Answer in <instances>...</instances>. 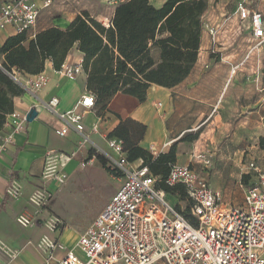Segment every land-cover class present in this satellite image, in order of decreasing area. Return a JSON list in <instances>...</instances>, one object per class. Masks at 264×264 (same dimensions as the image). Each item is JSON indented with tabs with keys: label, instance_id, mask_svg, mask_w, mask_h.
I'll list each match as a JSON object with an SVG mask.
<instances>
[{
	"label": "crops",
	"instance_id": "crops-1",
	"mask_svg": "<svg viewBox=\"0 0 264 264\" xmlns=\"http://www.w3.org/2000/svg\"><path fill=\"white\" fill-rule=\"evenodd\" d=\"M125 1L127 0L113 2L84 0L86 3L81 4L80 0H53L49 6L43 7L42 0H35V4L40 7L39 16L35 27L26 32L27 37L30 39L37 32L52 26L66 28L82 11H87L91 17L105 25L112 19L116 6ZM165 1L149 0L155 7L162 6ZM207 1L208 6L203 16L214 19L222 13L233 12L239 0ZM251 4L264 13V0H253ZM14 34L16 32L11 25L0 29V45L6 37ZM209 42V36L202 31L197 60L188 76L178 85L166 88L151 84L144 101L118 92L102 114H97L94 107L88 109L83 117V133L89 141L63 167L64 172L70 176L69 180L77 178L74 175L75 169L81 160L95 159L94 155L88 158L90 149H94L105 158H117V154L107 144L108 139L115 137L109 138L107 135L120 121L128 118L147 127L139 144L154 156L168 152L174 145L175 163L182 165L192 163L198 171L209 178L212 167L203 169L192 158L198 152L211 154L214 157L213 164L224 157H241L239 163L242 157H247L245 160L251 157H264V151L256 150L253 137L255 115L250 110L253 104L250 100L243 105L238 104V99L253 98L256 90L262 92L264 87L256 89L252 69L247 72L242 69L230 78V65L240 59L243 45H236V50L227 53L220 61L213 60L208 55ZM150 54L155 62L159 61L158 48H152ZM82 60L83 53L77 48V44L73 45L62 64L79 67L80 70L73 79H69L60 69H55L52 61L47 59L41 71L46 76V81L34 90H30L28 86L37 74L18 73L19 81L27 88L23 94L13 98V112L7 115L6 123L0 130V264H44L46 253L37 246L44 238L57 240L72 251L79 249L76 243L85 228L80 232L73 227L69 228L70 226H64L56 231L49 230L43 223L47 216L44 212L39 216L33 214L35 208L29 203L28 196L38 186H48V190L55 191V195L58 193L59 185H56L55 181L48 183L49 181L43 177L45 155L49 150L69 153L75 150L77 141L81 138L72 127H69L65 136L57 135L55 130L64 124V120L58 114L72 109L81 95L88 91L87 73L82 67ZM205 64L209 67L205 68ZM52 97L58 98L54 111L41 106L42 102H48ZM228 106L235 110L240 108L242 112L246 108L248 114L231 128L230 134L227 133ZM32 109L37 112L32 120H26L17 129L11 126V123L16 125L17 121L14 113L26 115ZM93 128H96V131H93ZM11 131L12 139L5 142V135ZM187 135L197 137L193 140H182ZM141 162L142 160L138 159L130 164L136 166ZM246 170V162H241L240 175L247 173ZM213 176L215 180L211 188L219 191V179L222 174L217 167L214 168ZM12 180L22 187L18 198L6 194V187ZM173 196L175 205H179L183 210L187 205V199L183 201ZM180 202L184 204L181 205ZM22 212L33 215L35 221L27 227L21 226L16 217ZM63 253L62 250L56 249L54 257L60 258Z\"/></svg>",
	"mask_w": 264,
	"mask_h": 264
},
{
	"label": "built area",
	"instance_id": "built-area-1",
	"mask_svg": "<svg viewBox=\"0 0 264 264\" xmlns=\"http://www.w3.org/2000/svg\"><path fill=\"white\" fill-rule=\"evenodd\" d=\"M42 1L43 7H47L53 0ZM252 2L239 0L233 12L222 13L214 19L202 16V31L210 40L207 48L210 58L222 61L227 53L236 50V45L244 47L241 59L230 65V78L251 62L264 44V13ZM39 11L35 0H2L0 29L11 25L16 33L27 32L35 27ZM108 25L109 22L105 23ZM79 70V67L66 64L60 67L69 79H73ZM45 81L46 76L40 72L28 88L38 89ZM57 102L58 98L52 97L41 106L54 111ZM93 106L94 95L87 91L72 109L58 114L64 124L55 130L57 135L65 136L72 127L81 138L75 150L69 153L56 150L46 153L44 178L59 183L67 179L63 167L89 141L83 133V117ZM13 115L17 121L11 126L17 129L26 121V115ZM92 130L96 131V128ZM12 135L13 131L7 133L5 142L10 141ZM107 144L117 154L116 159L108 157L112 168L123 177L100 213L78 237L76 244L84 257L57 240L44 238L37 245L46 253L44 264H264V168L249 164L254 179L246 186L241 203L236 204L225 200L221 191L212 189L208 175L198 171L192 163L172 164L164 183L170 187H184L191 202L190 214L186 217L167 201V193L157 187L158 177L147 166H131L121 140L111 138ZM192 158L203 169H210L213 165L211 154L198 152ZM85 160L92 162L91 159ZM21 190L22 187L12 180L6 187V194L18 198ZM50 196L51 192L45 188H36L28 196V201L38 213ZM34 218L22 212L16 220L27 227L35 221ZM43 223L51 231L64 227L56 216ZM56 249L64 252L60 258L54 257Z\"/></svg>",
	"mask_w": 264,
	"mask_h": 264
},
{
	"label": "trees",
	"instance_id": "trees-1",
	"mask_svg": "<svg viewBox=\"0 0 264 264\" xmlns=\"http://www.w3.org/2000/svg\"><path fill=\"white\" fill-rule=\"evenodd\" d=\"M207 6V0H166L160 7L149 0H127L116 6L108 26L82 11L66 28L52 26L30 39L26 31L6 37L0 45V130L7 115L13 112V98L26 91L16 74H38L47 59L55 69H60L75 44L83 53L86 88L94 95L97 114L104 112L118 92L144 101L151 84L166 88L178 85L197 60L202 16ZM154 47L159 49L158 62L150 54ZM146 129L144 124L128 118L107 136L121 140L129 162L142 160L141 165L158 177L159 189L185 201L187 195L182 185L170 187L164 183L176 162L175 146L154 156L139 144ZM196 137L187 135L182 140ZM93 155L101 167L110 170L106 158L90 149L88 158ZM242 178L246 182L251 176L243 174ZM190 205L189 201L183 210L177 204L175 207L188 217Z\"/></svg>",
	"mask_w": 264,
	"mask_h": 264
},
{
	"label": "rangeland",
	"instance_id": "rangeland-1",
	"mask_svg": "<svg viewBox=\"0 0 264 264\" xmlns=\"http://www.w3.org/2000/svg\"><path fill=\"white\" fill-rule=\"evenodd\" d=\"M80 3L85 4L86 2L80 0ZM242 69L245 72L251 71L250 69H252L251 73L255 75L256 89L264 87V44L257 54L254 55L253 60L242 66L240 70ZM16 77L19 80L18 73ZM256 91L257 93L253 98L238 99V104L243 105L247 100H250L251 104H253L250 106V110L253 111L255 115L253 134L255 146L257 151H264V142L262 140L264 139V91ZM227 110V122L229 124L227 133L230 134L231 128L243 120L248 114L246 108H244L242 112L240 108L235 110L233 107L228 106ZM240 158L241 157H224L223 160H217L209 172L210 186H212L215 180L213 176L214 168L217 167L218 171L222 174V177L219 179V191L223 193L225 200L235 202L236 204L241 203L246 186L250 180L254 179L253 170L250 169L249 164L253 162L256 167L264 168V157H251V159L249 158L247 160H245L247 157H242L241 162H246V171L253 176L245 182L242 178L243 174L240 175L239 172V167L241 166V162L239 163ZM106 161L110 169L109 171L102 168L96 159L92 160V162H87L85 159L81 160L74 174L78 179L75 177L69 180L70 176L67 175V179L64 182H55L56 185L60 187L56 195L55 191L51 192V190H48V186H38L37 188H46L50 191L51 196L44 201L45 205L42 211L38 213L35 212L34 214L39 216L44 212L47 216L44 218L45 220H48V218L52 216H56L61 220L63 226H70L69 228L73 227L79 232L82 231L103 208L108 198L118 187V182L122 180V174L112 168V162L107 157ZM46 179L49 181L48 183L54 181V179ZM166 199L168 202L175 205L174 196L172 194H167ZM187 202H189L188 199ZM180 204L183 205L184 203L180 202ZM74 251L83 256L80 249H75Z\"/></svg>",
	"mask_w": 264,
	"mask_h": 264
},
{
	"label": "water",
	"instance_id": "water-1",
	"mask_svg": "<svg viewBox=\"0 0 264 264\" xmlns=\"http://www.w3.org/2000/svg\"><path fill=\"white\" fill-rule=\"evenodd\" d=\"M37 112L35 109H32L26 114V120L30 121L36 116Z\"/></svg>",
	"mask_w": 264,
	"mask_h": 264
}]
</instances>
